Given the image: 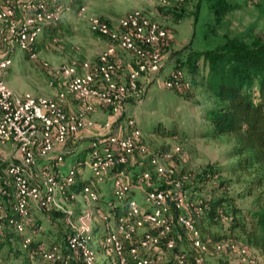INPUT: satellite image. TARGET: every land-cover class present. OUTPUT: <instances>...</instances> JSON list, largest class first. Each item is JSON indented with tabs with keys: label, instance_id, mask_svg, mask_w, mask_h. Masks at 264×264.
Instances as JSON below:
<instances>
[{
	"label": "built area",
	"instance_id": "1",
	"mask_svg": "<svg viewBox=\"0 0 264 264\" xmlns=\"http://www.w3.org/2000/svg\"><path fill=\"white\" fill-rule=\"evenodd\" d=\"M8 1L20 8L27 0ZM161 1L166 3V0ZM61 14L58 8L48 10L42 6L35 8L19 24L15 19L14 8H0V22L6 32L0 33V46L6 44L21 51L31 49L44 23L60 19ZM88 21L90 30L106 38L110 44L100 54L97 63H82L80 72L76 70L75 63L64 65L55 74V79L50 81V86L57 83V78L65 82L67 90L81 105L76 114L71 115L66 111L65 91L61 90L54 98L37 97L29 93L16 95L0 80V144L12 142L19 153L17 163L0 160V217L8 215L6 211L9 205L11 215L6 228L23 237L22 247L26 249L32 241V236L26 233L33 223V210H54L57 202L55 197L58 195L74 198L76 194L69 188L78 180L83 168L90 166L91 178L83 184L81 193L89 206L80 217L101 219L105 232L104 246L107 253L113 256L111 264H161L163 256L173 252L177 246L176 240L171 237L177 228L183 230L193 255L189 257L181 253L168 262L204 264L209 254L210 241L202 240L194 224L192 216L200 209L193 211V203L186 202L187 194L181 182L169 183L171 187L168 188L148 189L145 200L149 210L144 211L138 200L131 196L135 187L125 169L135 153L145 154L146 148L140 143L141 132L132 126L130 134L119 137L109 131L110 125L107 122L96 124L92 119L98 111L96 105L110 110L112 116L117 115L127 95L138 92L140 77L148 72H159L162 66L159 48L167 38V31L158 22L139 12L120 19L117 27L97 17H90ZM117 48L132 52L138 60L137 66L129 69L127 84L118 82L116 78L118 65H121L116 59ZM10 64V58H0V69H6ZM182 78L183 74L177 72L172 75L167 86L177 87ZM128 122L130 125L134 123L133 120ZM85 128L99 129L103 133L90 143L86 162L71 164L70 170L63 176L56 162L47 168L49 171L42 170L40 175L33 177L32 168L37 158H49L57 146L65 145L70 136L77 135ZM170 157L167 152L149 156V164L155 174L164 175L162 161ZM62 160L63 156L59 155L58 163ZM151 175L145 172L138 176L136 179L139 187L136 188L142 189L144 184H148ZM108 180L112 181V198L107 202L108 209L122 207L116 222L112 221V213L95 207L102 199L98 186ZM73 223L70 222L73 234L68 240V246L70 251L77 253L76 262L97 264V252L93 248L96 240L92 235L93 227L78 221ZM3 232L4 225H0V239ZM222 245L218 243L214 246L220 249ZM38 255L55 264H73L72 255L63 256L58 247L40 249Z\"/></svg>",
	"mask_w": 264,
	"mask_h": 264
},
{
	"label": "rangeland",
	"instance_id": "2",
	"mask_svg": "<svg viewBox=\"0 0 264 264\" xmlns=\"http://www.w3.org/2000/svg\"><path fill=\"white\" fill-rule=\"evenodd\" d=\"M76 1H81V3L72 5L73 1L70 0H27L23 2L20 8L16 5L17 9H14L15 19L19 24L23 23L35 8L43 6L48 10L60 9L63 13L60 16V22L64 26L63 36L56 42H49L46 40L42 41L43 36L40 33L38 35L40 40L35 45L38 52L33 60L26 61L25 58H22L21 50L17 48H12L14 49L13 53L9 56L4 52H0V58L11 59V64L8 68L0 69V80H3L8 89L16 95L29 93L37 97L54 98L61 90L65 91L67 94L66 111L71 115L76 114L80 110L81 105L73 94L67 90L65 82L57 78V83L54 86H50V81L53 78L55 79V74L64 65L75 63L76 70L80 72L82 63H97L100 54L110 44L107 39L90 30L88 18L97 17L108 22L111 26L117 27L120 19L125 18L129 14L139 12L158 21L167 28L169 34L167 45L163 49L161 46L159 48L162 55V66L159 72H148L140 77L138 92H132L127 95L117 115H110L111 111L106 109V120L99 119V114L95 119V115L101 107L96 105L98 111L93 114L92 119L96 124L107 122L110 125L109 131L119 137L130 134L132 126L141 132L140 143L146 148L145 154L135 153L125 169L129 173L130 181L133 182L132 186L135 187L133 190L136 189L138 192V202L144 211L149 210L145 200V193L148 190L149 183L144 184L142 189L136 188L139 187L136 179L138 176L149 172L154 178V182L151 183L150 181V183H156L154 188H168L171 187L169 183L190 182L189 179L194 174L202 172L207 166L215 167L220 170V173L206 187H202L200 191L203 194L224 195L226 193L235 199L237 206L240 208L244 210L251 208L252 198L243 196L242 187L234 182L223 188L218 186L220 181H228L230 179L228 171L234 164V160L230 157L232 143L224 139L213 140L205 135L206 122L204 121V112L208 105L203 89L194 83L197 77L192 76L184 67V77L180 80V85L170 88L167 86V82L172 72L181 67L180 65L187 61L193 52L206 50L209 46L220 41L225 35L230 37L242 36L250 32L264 38V0H234L239 8L228 13L219 25L213 21V15L206 5L199 9L197 8V0L189 4H183L184 1L181 0H166L165 4L161 0ZM81 9L83 10L81 15H79ZM169 10L175 15L183 10V17L181 19L177 18ZM166 13L169 15L167 16ZM1 32L6 33L5 26L0 22ZM116 50V59L125 67L122 69L121 67L117 68L116 78L118 82L127 84L129 69L134 68L138 60L132 52L121 48ZM197 66L200 75H206L207 70L202 60L198 61ZM129 120H133L134 123L130 125ZM157 129L158 131H156ZM83 131L88 132L89 137L92 138H90L91 140L88 139L89 144L86 142L79 147L78 152H71L70 150L67 151V154L59 149V153L57 152L53 160L49 161L45 167L43 159L37 158L36 165L32 168L33 177L40 175L42 170H48L47 168L56 162L60 167L61 175H66L72 166L68 164L69 160L66 162L67 156H72V159H74L72 164H77L79 161L77 160V153L83 154L82 161L86 162L90 143L96 139L94 137L97 136L96 134L102 133L99 129L85 128L77 135L69 137L68 142H71L68 147L74 146L72 144L74 138ZM63 146L57 147L62 148ZM165 152L169 153L171 157L162 161L165 173L163 176H158L149 164V156L161 155ZM52 153L49 154V157ZM59 155L63 156L60 164L57 161ZM73 156L75 157L73 158ZM0 160L5 162L12 161V163L19 161V153L14 143L0 144ZM65 165H67L66 170L63 169ZM131 167L134 168V171H132ZM85 169L90 170V166L83 168V171ZM111 182L108 180L100 185H104L105 191L109 195L111 193ZM73 186L69 188L70 191ZM133 190L131 196H133ZM190 192L192 190L186 193V202L188 201L189 203L192 202L189 198L191 196ZM55 200L57 202L54 210L57 209V211L67 215L66 224H64L65 221L58 220L61 217L48 215L43 210L35 208L33 214L34 212L36 214L33 215V218H41L39 223L42 226L36 237V247L41 246L44 250H48L57 243V238L59 239V244L65 247V236L63 234L68 226L72 235L73 229L70 226V222L78 221L93 228L97 226V231L100 233L97 234L93 244V248L97 252L96 263L111 264L113 256L111 257L107 253L105 246L102 247L101 245L100 247L99 244L101 235L105 234L104 226L99 225L98 219L88 220L80 217L89 206L85 197L76 195L74 198L70 196L66 198V196L58 195ZM99 204L95 205V207H98ZM193 205V211L194 209L198 211V207H196L198 205H195V203ZM5 229L6 225H4ZM50 229H53L55 234L60 231L61 237L55 235L56 237L54 238H48L49 235L47 236L45 232L47 230L50 231ZM5 231L3 232L4 236L0 240V264H55L45 261L39 255L30 254L28 259H24L22 252L15 251L12 254L8 244L11 237L15 238L14 242L17 241V238L5 233ZM34 234H37V232ZM222 244L220 249H216L215 246L209 247V254L205 257V264H217L219 259H228L231 264H239L241 260L247 261L249 259L254 264H263L261 256L240 245V243L230 241L222 242ZM177 246H179L180 252H192L186 237H183L181 242H177ZM175 254L174 251L165 254L161 264H171L168 261ZM76 260L77 257L72 255L73 264H79Z\"/></svg>",
	"mask_w": 264,
	"mask_h": 264
},
{
	"label": "trees",
	"instance_id": "3",
	"mask_svg": "<svg viewBox=\"0 0 264 264\" xmlns=\"http://www.w3.org/2000/svg\"><path fill=\"white\" fill-rule=\"evenodd\" d=\"M192 1L194 0H184L183 4H189ZM80 3L81 1H73L72 5ZM204 5L210 9L213 21L218 25L228 13L239 8L234 0H197L198 9ZM2 7L17 9L16 5L8 0H0V8ZM182 11L176 15L171 12L175 17L181 19ZM166 15L169 14L166 13ZM60 21L58 19L44 23L41 32L42 41L56 42L62 38L64 26ZM164 28L167 31V38L161 43L162 49L169 40L168 30L166 27ZM39 40L40 36L31 44V49L27 48L21 51L22 58H25L26 61L35 58L34 56L38 52L35 45ZM13 50L6 44L0 48V52H4L7 56L11 55ZM199 60H202L206 67V75H200L197 66ZM180 66L172 72L168 81L177 72L184 74V67L192 76L197 77L194 83L203 89L208 105L204 112L205 135L213 140L224 139L232 143L230 157L234 160V164L228 171L230 179L220 181L218 186L223 188L234 182L242 187L243 196L252 198V207L244 210L237 206L235 199L226 193L224 195L203 194L200 191L202 187H206L220 173V170L215 167L207 166L202 172L194 174L189 179L190 182L181 183L186 193L192 190L189 193L191 194L189 198L200 209L197 214L192 216L194 224L198 228L202 240L210 241L209 246L214 247L215 244L222 242H237L261 256L264 264V38L250 32L242 36L225 35L206 50L193 52ZM118 67L125 68L122 65H118ZM100 108L107 109L102 106ZM152 182H154V178L151 179ZM75 183L78 184V180ZM151 183L149 182L148 189H153L156 185V183ZM77 184L71 188V191L76 195H81L83 185L78 188ZM121 208L106 210L100 207L103 212L113 214V222H116L117 217L121 215ZM6 212L8 214L6 217H0V225L8 223L11 211L7 209ZM44 213L61 217L58 220L61 219L66 224L68 217L62 212L44 210ZM97 219V222H100L98 224L103 225L101 219ZM39 222L38 218H33V223L29 226L36 230L37 234L32 237V241L26 249L22 247L23 237L16 236L17 241L21 242L19 252H22L24 259H28L30 254L38 255V251L44 249L41 246L36 247L38 229L42 227ZM57 232L55 234V231L50 229L45 233L51 239L56 237L55 235L61 237V232ZM98 233L100 232L97 231V226H94L92 235L97 238ZM63 235L65 236V247L59 244L57 238V243L50 248H60L63 256L69 254L77 256V253L70 251L68 246L71 236V229L68 226ZM101 236L99 244L100 247L101 245L104 247L105 234ZM182 236L185 237L181 228L175 229L171 234L176 243L181 242ZM174 253L176 254L172 256V259L181 253H185L189 257L193 255V251L191 253L180 252L179 246H176ZM217 264H231V262L228 259H219ZM239 264L254 263L249 259L241 260Z\"/></svg>",
	"mask_w": 264,
	"mask_h": 264
},
{
	"label": "crops",
	"instance_id": "4",
	"mask_svg": "<svg viewBox=\"0 0 264 264\" xmlns=\"http://www.w3.org/2000/svg\"><path fill=\"white\" fill-rule=\"evenodd\" d=\"M98 114H99V119H102V120H106L107 119V111H106V109H102V108H99V111H98V113L95 115V119H96V116H98ZM103 134V133H102ZM102 134H96L97 136H94L95 138H99V137H101L102 136ZM91 137H89V134H88V132H86V131H83L81 134H79L78 136H76L75 138H74V142L72 143L74 146L73 147H68V145H69V143L71 142V141H67V143L61 148V147H57V149L50 155V157L49 158H47V159H44L43 160V162H44V167L49 163V161H52L53 160V158L56 156V153L58 152L59 153V149L61 150V151H63V152H65L66 154L68 153L67 151H70L71 150V152L73 151H76V152H78V149H79V147L82 145V144H84V143H86V142H88V139H90ZM92 139V138H91ZM90 139V140H91ZM83 142V143H82ZM76 144V145H75ZM88 144H89V142H88ZM84 155L83 154H79V153H77V160H80V161H82V157H83ZM75 156H73V158H74ZM69 160V161H68ZM73 160L74 159H72V156L71 157H69V156H67V159H66V162L68 161V164H72V162H73ZM130 167V166H129ZM64 170H66L67 169V165H65V167L63 168ZM131 169H132V171H134V168H132L131 167ZM137 171V170H136ZM91 178V174H90V172H89V170L87 169H85L84 171H82V173H81V175L79 176V178H78V184H77V186H78V188H79V186H81V185H83V184H85L89 179ZM100 190H101V194H102V199H101V203L99 204V206L98 207H103V209H106V210H108V208H107V202L112 198V196H111V193H110V195H109V193L107 192V191H105V187H104V185L103 186H100ZM134 192H133V196L132 197H134V198H136L137 200L139 199V197H138V192H137V190L135 189V190H133ZM135 193V194H134ZM7 209H8V211H9V205H7ZM34 214H36V212H34ZM39 219H41V218H38V220ZM6 230V231H5ZM4 231H5V233H9V234H11L12 236H17V234H15V233H13L12 231H10L8 228H6ZM35 232H34V229H32L31 227H29V229H27V234H30V236H34L35 234H34ZM4 236V235H3ZM2 236V237H3ZM2 237H1V239H2ZM0 239V240H1ZM14 237H11L10 238V242H9V248H10V250L12 251V254H13V252H15V251H20L19 250V248L21 247V242H19V241H16V242H14ZM17 249V250H16Z\"/></svg>",
	"mask_w": 264,
	"mask_h": 264
}]
</instances>
